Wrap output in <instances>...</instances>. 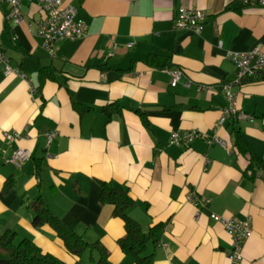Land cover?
I'll list each match as a JSON object with an SVG mask.
<instances>
[{
  "label": "crops",
  "instance_id": "1",
  "mask_svg": "<svg viewBox=\"0 0 264 264\" xmlns=\"http://www.w3.org/2000/svg\"><path fill=\"white\" fill-rule=\"evenodd\" d=\"M63 1L77 5L88 29L80 38L59 40L54 56L36 33L39 1L22 0L20 22L7 18L9 3L0 1L4 52L26 74H5L0 62V232L12 228L18 238L30 237L73 261L50 224L32 222L28 203L41 195L65 224L100 240L116 264H136L117 241L122 219L99 201L98 179L105 178L135 197L129 212L143 230L162 222L157 239L147 243L153 264H231L230 235L210 211L249 216L253 231L239 264H264V76L238 81L225 57L227 50L257 41L264 47V6L239 0ZM180 6L207 11L201 32L173 27ZM110 39L118 41L111 56L105 52ZM151 53L168 55L169 65L150 64ZM45 65L52 74L42 78ZM174 67L182 68L189 85L171 84ZM223 81L232 82L237 104L255 119L219 124L216 132L226 141L220 144L206 134L226 103ZM200 83L214 87L201 90ZM191 128L197 132L188 144L171 141L174 129ZM237 129L245 152L235 143ZM10 131L18 135L9 139ZM19 146L32 152L21 166L7 159ZM8 177L13 183L5 188ZM190 189L209 201L197 206L187 197Z\"/></svg>",
  "mask_w": 264,
  "mask_h": 264
},
{
  "label": "built area",
  "instance_id": "2",
  "mask_svg": "<svg viewBox=\"0 0 264 264\" xmlns=\"http://www.w3.org/2000/svg\"><path fill=\"white\" fill-rule=\"evenodd\" d=\"M7 1L9 8L7 18L14 22H20L23 18L21 3L22 0H0ZM42 13L35 18L36 33L40 36L42 45L47 51L54 56L59 47V40L74 39L84 36L88 29L87 22L77 17V5L71 1L63 0H38ZM242 4H256L264 6V0H239ZM207 11L196 6H180L173 18V27L176 30L191 29L194 32H201ZM15 37V36H14ZM130 45L131 42H128ZM107 55H115L118 53V41L110 39L108 46L105 48ZM225 57L231 59L236 68V79L239 81L243 78L263 75L264 76V47L262 42L257 41L245 50H227ZM0 62L4 64V73H16L20 76H26L25 72L18 65H11L6 56L2 40L0 37ZM171 84L175 85L183 80L184 84L189 85L191 79L185 77L182 79L183 70L181 67L170 69ZM222 90L225 94L226 103L221 108L219 116L214 124L213 132L206 134L208 142H217L225 144L224 138L216 132V127L227 120H254L255 116L252 112L242 109L237 104L236 92L232 90L230 81H223ZM213 84L200 83L198 89L212 90ZM31 90H37L36 86L30 85ZM197 130L194 128L178 130L174 129L170 134L173 142L188 144ZM9 139L17 136V132H5ZM54 134L53 130L47 132V138L50 140ZM31 150L27 147L19 146L7 158L17 166H21L23 161L31 156ZM187 197L194 201L196 205L206 204L208 197L198 196L193 189L187 192ZM199 207H197V212ZM209 216L218 220L223 224L231 238V248L228 251V258L231 264H239L242 260L243 247L246 239L252 234L253 226L249 216L238 218L234 215H223L216 211H210Z\"/></svg>",
  "mask_w": 264,
  "mask_h": 264
},
{
  "label": "trees",
  "instance_id": "3",
  "mask_svg": "<svg viewBox=\"0 0 264 264\" xmlns=\"http://www.w3.org/2000/svg\"><path fill=\"white\" fill-rule=\"evenodd\" d=\"M168 55H156L151 53L146 61L156 66H168ZM48 65L40 68V76L44 78L52 72ZM77 108L83 104L75 103ZM81 106V107H80ZM170 107V106H166ZM143 115V112L140 111ZM235 143L240 151H247L248 146L240 130H236ZM99 201L113 206L112 214L119 216L123 221L124 232L117 239L121 249L132 256L136 264H153L154 254L147 252V243L150 239H157V233L162 227V222H156L147 231L143 230L140 222L133 217L129 210L135 204L136 199L129 189L123 184H117L112 179L99 178ZM13 183V178H7L5 188ZM28 206L34 211L32 222L35 225L50 224L56 234L62 239L66 249L76 258L73 261L58 256L57 254L43 250L32 238L17 237L12 228L0 232V264H84L81 260L87 252L90 264H116L110 258V252L98 239L88 240L76 229L65 224L56 215L41 195L34 197Z\"/></svg>",
  "mask_w": 264,
  "mask_h": 264
},
{
  "label": "rangeland",
  "instance_id": "4",
  "mask_svg": "<svg viewBox=\"0 0 264 264\" xmlns=\"http://www.w3.org/2000/svg\"><path fill=\"white\" fill-rule=\"evenodd\" d=\"M81 260L83 261L84 264H90L87 258V252L83 256H81Z\"/></svg>",
  "mask_w": 264,
  "mask_h": 264
}]
</instances>
